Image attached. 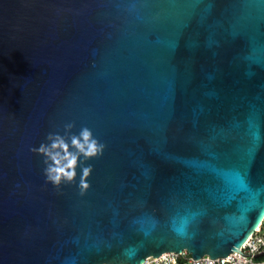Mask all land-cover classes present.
I'll list each match as a JSON object with an SVG mask.
<instances>
[{"label":"water","instance_id":"1","mask_svg":"<svg viewBox=\"0 0 264 264\" xmlns=\"http://www.w3.org/2000/svg\"><path fill=\"white\" fill-rule=\"evenodd\" d=\"M83 128L53 185L33 149ZM263 219L264 0H0V264L215 258Z\"/></svg>","mask_w":264,"mask_h":264},{"label":"clouds","instance_id":"2","mask_svg":"<svg viewBox=\"0 0 264 264\" xmlns=\"http://www.w3.org/2000/svg\"><path fill=\"white\" fill-rule=\"evenodd\" d=\"M66 128H71L68 124ZM69 145L74 150H70ZM103 145L93 137L88 128H83L78 134L70 136L60 133H49L46 142H42L33 150L41 153L45 157V168L43 169L45 179L55 186H59L62 182H71L77 175L76 168L78 158L92 157L102 153ZM91 172V166L81 168V179L79 187L81 193L88 188L86 178ZM141 264H152V257L148 256Z\"/></svg>","mask_w":264,"mask_h":264},{"label":"built area","instance_id":"3","mask_svg":"<svg viewBox=\"0 0 264 264\" xmlns=\"http://www.w3.org/2000/svg\"><path fill=\"white\" fill-rule=\"evenodd\" d=\"M264 224L249 236V238L236 250L225 256L212 258L204 254L194 258L187 250L182 252H165L159 256H151L152 264H264ZM141 264V263H140Z\"/></svg>","mask_w":264,"mask_h":264},{"label":"trees","instance_id":"4","mask_svg":"<svg viewBox=\"0 0 264 264\" xmlns=\"http://www.w3.org/2000/svg\"><path fill=\"white\" fill-rule=\"evenodd\" d=\"M262 223L264 224V219H263Z\"/></svg>","mask_w":264,"mask_h":264}]
</instances>
